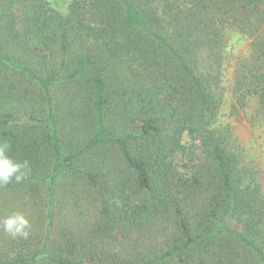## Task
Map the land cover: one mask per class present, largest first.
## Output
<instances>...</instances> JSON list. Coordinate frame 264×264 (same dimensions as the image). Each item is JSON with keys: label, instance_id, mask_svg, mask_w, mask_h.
Here are the masks:
<instances>
[{"label": "trees", "instance_id": "16d2710c", "mask_svg": "<svg viewBox=\"0 0 264 264\" xmlns=\"http://www.w3.org/2000/svg\"><path fill=\"white\" fill-rule=\"evenodd\" d=\"M232 32L264 109V0H0V141L28 165L0 264H264V180L214 125Z\"/></svg>", "mask_w": 264, "mask_h": 264}, {"label": "rangeland", "instance_id": "374dc122", "mask_svg": "<svg viewBox=\"0 0 264 264\" xmlns=\"http://www.w3.org/2000/svg\"><path fill=\"white\" fill-rule=\"evenodd\" d=\"M50 1L62 11L67 10L70 2ZM250 41L238 32L230 33L225 61L228 67L222 82L216 88L217 94L220 95V108L214 125L228 136L227 150L238 154V167L244 169L241 175L242 184L254 187L259 180H264V109L260 108L256 98H249L247 106L241 108L234 96L237 68L245 61L250 62ZM184 141L191 143L187 136ZM255 206L259 209L255 219L261 220L264 227V200L263 202L258 200Z\"/></svg>", "mask_w": 264, "mask_h": 264}, {"label": "clouds", "instance_id": "9594fccd", "mask_svg": "<svg viewBox=\"0 0 264 264\" xmlns=\"http://www.w3.org/2000/svg\"><path fill=\"white\" fill-rule=\"evenodd\" d=\"M9 144L6 141H0V186L12 182L14 179L17 183L26 177L25 169L27 162H19L10 157L8 153ZM30 227L29 220L23 214L15 213L3 220V229L9 235L23 236L27 238Z\"/></svg>", "mask_w": 264, "mask_h": 264}]
</instances>
